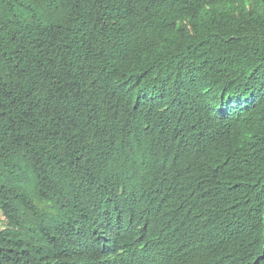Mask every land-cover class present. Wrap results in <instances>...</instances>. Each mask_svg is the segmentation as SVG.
<instances>
[{
  "label": "trees",
  "instance_id": "1",
  "mask_svg": "<svg viewBox=\"0 0 264 264\" xmlns=\"http://www.w3.org/2000/svg\"><path fill=\"white\" fill-rule=\"evenodd\" d=\"M0 264H264V0H0Z\"/></svg>",
  "mask_w": 264,
  "mask_h": 264
}]
</instances>
